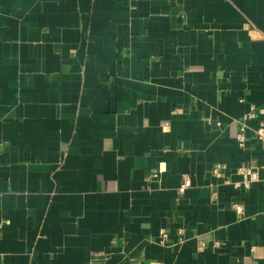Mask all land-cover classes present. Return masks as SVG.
Returning <instances> with one entry per match:
<instances>
[{
    "label": "crops",
    "instance_id": "1",
    "mask_svg": "<svg viewBox=\"0 0 264 264\" xmlns=\"http://www.w3.org/2000/svg\"><path fill=\"white\" fill-rule=\"evenodd\" d=\"M250 105L264 0H0V264H264Z\"/></svg>",
    "mask_w": 264,
    "mask_h": 264
},
{
    "label": "built area",
    "instance_id": "2",
    "mask_svg": "<svg viewBox=\"0 0 264 264\" xmlns=\"http://www.w3.org/2000/svg\"><path fill=\"white\" fill-rule=\"evenodd\" d=\"M258 117L260 118L258 121L257 129L255 130V136H256L257 141L261 144L262 149L264 150V107H256L254 105H250L249 110L244 117V124L241 126V132L238 135V141L240 143V146H243L245 142V137H244V131L246 129L245 122L249 120H256ZM239 173L243 176L241 185L245 188H249L253 182L260 180L258 169L254 167L244 166L239 170ZM213 175L216 177L221 176L219 167L214 169ZM190 184L191 182L189 178L184 179L182 186L179 188V194L180 195L183 194L184 191L190 186ZM212 196L215 198L216 194L214 193ZM232 208L238 214H242L244 211L243 204L240 202H234L232 204ZM167 236L168 235L166 234V232L162 231L161 233L162 242H163V239L167 238ZM206 246H207L206 243L202 242L199 248L200 250H202ZM217 246H218V243H215L214 247H217Z\"/></svg>",
    "mask_w": 264,
    "mask_h": 264
}]
</instances>
